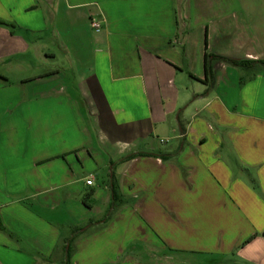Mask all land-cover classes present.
Listing matches in <instances>:
<instances>
[{"label":"crops","instance_id":"obj_1","mask_svg":"<svg viewBox=\"0 0 264 264\" xmlns=\"http://www.w3.org/2000/svg\"><path fill=\"white\" fill-rule=\"evenodd\" d=\"M263 36L264 0H0V264H62L111 174L70 264H264V67L212 57Z\"/></svg>","mask_w":264,"mask_h":264},{"label":"trees","instance_id":"obj_2","mask_svg":"<svg viewBox=\"0 0 264 264\" xmlns=\"http://www.w3.org/2000/svg\"><path fill=\"white\" fill-rule=\"evenodd\" d=\"M205 57L207 59L208 55H205ZM212 57L214 59L219 60L220 62H222L224 64L238 68L240 71H242L248 77L253 76V73H255V71L257 69L264 67V61H253V60H240V61H238V60H233V59H229V58H225V57H221V56H212ZM0 77L3 78L2 76H0ZM138 156H151V157L160 156V157L164 158L165 155H162L159 153H150V152H136V153H131V154H128V155L122 157L119 160V163H124V162L130 161V160H132ZM108 179H109L108 180V189H109V194H110V201H109V205H108L106 212L104 213V215L102 216L101 219H99L97 221H88V223L86 225L73 229L71 237L66 241L65 259H64V262L62 264H70V257H71V253H72L73 240L78 235L85 233L93 225H99V224L106 223L110 219L113 212L117 209V207H119L123 203V200L121 199V195L119 192V184H118V181L115 178L114 174L109 175ZM92 197H93V192L90 191V192L84 194L81 198L82 204L88 209L92 208L95 204V200Z\"/></svg>","mask_w":264,"mask_h":264},{"label":"rangeland","instance_id":"obj_3","mask_svg":"<svg viewBox=\"0 0 264 264\" xmlns=\"http://www.w3.org/2000/svg\"><path fill=\"white\" fill-rule=\"evenodd\" d=\"M247 21H249V19H247ZM241 38H242V41L244 42L243 49H246V50L247 49H255L254 47L259 46L260 42H259V40L257 38H256L257 39L256 40L254 36H251V35L249 36V34H246V36H242ZM262 43H264V41ZM65 66H66V69H67L68 68L67 64H65ZM84 225H86V224H84ZM71 256H72V254H71ZM70 263H71V257H70Z\"/></svg>","mask_w":264,"mask_h":264},{"label":"built area","instance_id":"obj_4","mask_svg":"<svg viewBox=\"0 0 264 264\" xmlns=\"http://www.w3.org/2000/svg\"><path fill=\"white\" fill-rule=\"evenodd\" d=\"M91 27L94 29L96 32L100 29V24L98 22L92 21L91 22ZM92 184V178L88 179L86 181V185L90 186Z\"/></svg>","mask_w":264,"mask_h":264}]
</instances>
